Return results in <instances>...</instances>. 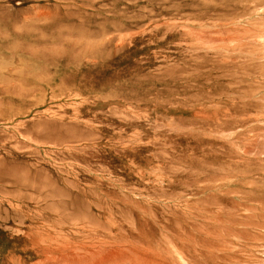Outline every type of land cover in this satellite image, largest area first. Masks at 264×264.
I'll list each match as a JSON object with an SVG mask.
<instances>
[{
  "label": "rangeland",
  "instance_id": "rangeland-1",
  "mask_svg": "<svg viewBox=\"0 0 264 264\" xmlns=\"http://www.w3.org/2000/svg\"><path fill=\"white\" fill-rule=\"evenodd\" d=\"M0 264H264V0H0Z\"/></svg>",
  "mask_w": 264,
  "mask_h": 264
}]
</instances>
